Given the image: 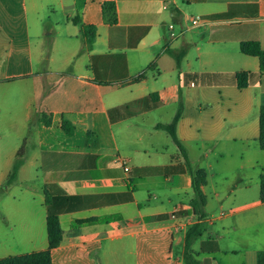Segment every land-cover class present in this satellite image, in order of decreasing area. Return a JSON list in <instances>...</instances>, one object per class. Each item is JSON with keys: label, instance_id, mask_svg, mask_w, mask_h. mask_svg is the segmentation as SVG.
<instances>
[{"label": "crops", "instance_id": "1", "mask_svg": "<svg viewBox=\"0 0 264 264\" xmlns=\"http://www.w3.org/2000/svg\"><path fill=\"white\" fill-rule=\"evenodd\" d=\"M245 42L264 50V0H0V115L21 110L0 148L7 179L21 161L5 188L41 178L42 193L36 220L0 221V260L49 251L48 191L63 230L53 264H186L199 223L197 264H264V73ZM168 50L186 51L180 68ZM180 108L186 157L157 129ZM189 166L206 174L204 218L175 215L195 198Z\"/></svg>", "mask_w": 264, "mask_h": 264}, {"label": "trees", "instance_id": "2", "mask_svg": "<svg viewBox=\"0 0 264 264\" xmlns=\"http://www.w3.org/2000/svg\"><path fill=\"white\" fill-rule=\"evenodd\" d=\"M108 7L105 6V12H107ZM111 22L114 24L116 22L115 14L111 17ZM81 29L83 35L86 37L89 45H92L96 40V29L92 26H84L81 25ZM241 51L243 54L248 56H254L259 58L260 61V69L261 74L264 73V50L261 49L260 44L257 42H245L241 45ZM168 52H170L168 50ZM177 61V67L180 68L181 62L186 55V51H181L179 53H175L173 51L170 52ZM239 87L244 88L248 84V74L243 73L238 75ZM182 115V108L179 109L177 114L175 115L173 121L168 125H158L157 129H163L168 132L171 136L175 144L180 149L181 153L186 157L185 149L182 146L181 142L177 138V124ZM65 130L67 134H71L72 132L68 129L67 123H65ZM260 146L264 149V107L261 109V136H260ZM18 157H23V152L20 150L18 152ZM21 165V161H17L13 167L12 173L9 175L6 186L12 184L16 178L19 167ZM189 173L192 177V188L195 194L194 200L191 202V210L190 211H178L175 213L176 216H187V215H195L200 218H204L205 215L202 212V207L205 204V196L203 193V187L206 185V174L203 171L193 172L189 166ZM261 200L264 202V175L261 176ZM4 190V188H0V194ZM47 192V210H48V233H49V251L35 253L23 257L16 258H7L4 260H0V264H53L51 257V250L60 246L63 239V230L61 228V224L57 214L53 211L50 205L51 199L53 197ZM119 216H104L97 219L87 220L82 222V225H95V224H108L114 221H117ZM203 227L201 224H196L192 226L185 237V245H184V260L186 264H197L191 254V242L193 239L198 238L202 235Z\"/></svg>", "mask_w": 264, "mask_h": 264}, {"label": "rangeland", "instance_id": "3", "mask_svg": "<svg viewBox=\"0 0 264 264\" xmlns=\"http://www.w3.org/2000/svg\"><path fill=\"white\" fill-rule=\"evenodd\" d=\"M19 106L20 105L16 106V104H14L13 108H15V113H17V115H13V111L7 113L6 107L3 105V114L0 115V148L5 149L9 147L10 138L17 136V131H15V129L11 133V126L7 121H11L9 120L10 116L19 120L18 117H21ZM7 160L8 158L0 153V187L4 188L0 194V221L4 224L6 222L2 220H19L25 217L36 220L39 214L36 215L35 212L38 209H41L38 197V195L42 194L39 190L41 178H34L33 182L28 185L23 184L22 181H20L19 185L10 188L8 187L9 189H6L8 172ZM63 226L65 229V240H68L69 228L65 220L63 221ZM176 248L182 250V246H177ZM64 255L68 256L69 250L64 252ZM143 264L146 263L143 261Z\"/></svg>", "mask_w": 264, "mask_h": 264}, {"label": "built area", "instance_id": "4", "mask_svg": "<svg viewBox=\"0 0 264 264\" xmlns=\"http://www.w3.org/2000/svg\"><path fill=\"white\" fill-rule=\"evenodd\" d=\"M207 20H205L204 18L200 17V16H195V17H191V23L193 26H200L204 23H206ZM117 162L118 163H123L124 166V170L125 172H129L130 169L129 167L127 166V164H125V162L121 161L120 159H117Z\"/></svg>", "mask_w": 264, "mask_h": 264}]
</instances>
